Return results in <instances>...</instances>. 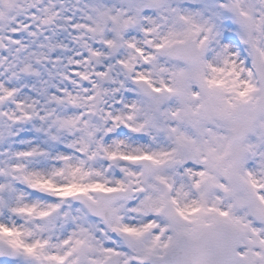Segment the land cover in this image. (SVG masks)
<instances>
[{"label": "snow or ice", "instance_id": "snow-or-ice-1", "mask_svg": "<svg viewBox=\"0 0 264 264\" xmlns=\"http://www.w3.org/2000/svg\"><path fill=\"white\" fill-rule=\"evenodd\" d=\"M0 264H264V0H0Z\"/></svg>", "mask_w": 264, "mask_h": 264}]
</instances>
